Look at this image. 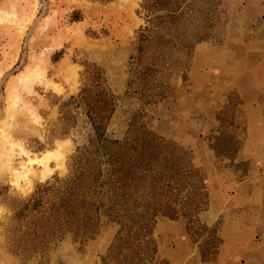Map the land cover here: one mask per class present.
<instances>
[{
    "label": "rangeland",
    "instance_id": "rangeland-1",
    "mask_svg": "<svg viewBox=\"0 0 264 264\" xmlns=\"http://www.w3.org/2000/svg\"><path fill=\"white\" fill-rule=\"evenodd\" d=\"M29 2L25 37L0 38V71L18 70L71 26L72 59L84 66L81 127L91 120L96 135L59 189L14 202L27 225L18 246L43 248L72 229L63 204L76 178L91 166L107 172L104 146L150 132L199 172L204 207L158 215L146 229L95 217L88 235L72 230L87 264H264V0ZM70 47L51 59L75 76Z\"/></svg>",
    "mask_w": 264,
    "mask_h": 264
},
{
    "label": "clouds",
    "instance_id": "clouds-1",
    "mask_svg": "<svg viewBox=\"0 0 264 264\" xmlns=\"http://www.w3.org/2000/svg\"><path fill=\"white\" fill-rule=\"evenodd\" d=\"M35 7L29 0H0V38L23 39ZM42 26L47 27V18ZM70 32L71 26H66L64 36L51 37V43L39 54L33 51L18 70L0 71V264H87L71 229L43 248L29 251L17 244L27 225L14 202L31 204L38 194L59 189L96 135L95 127H89L91 120L81 127V115H88L80 99L84 66L80 57L72 59V49L79 45ZM66 42L72 43L69 64L80 66L75 76L51 59ZM68 113L75 118L71 124Z\"/></svg>",
    "mask_w": 264,
    "mask_h": 264
},
{
    "label": "trees",
    "instance_id": "trees-1",
    "mask_svg": "<svg viewBox=\"0 0 264 264\" xmlns=\"http://www.w3.org/2000/svg\"><path fill=\"white\" fill-rule=\"evenodd\" d=\"M104 147L107 172L83 171L64 200L71 230L88 235L102 216L146 229L158 215L192 217L203 209L204 180L178 147L150 132Z\"/></svg>",
    "mask_w": 264,
    "mask_h": 264
}]
</instances>
